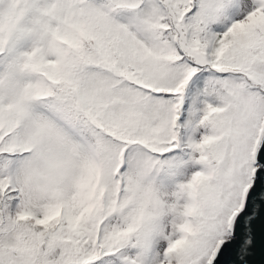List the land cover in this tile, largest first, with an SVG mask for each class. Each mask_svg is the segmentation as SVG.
Returning a JSON list of instances; mask_svg holds the SVG:
<instances>
[{"label": "snow or ice", "instance_id": "6c2138e0", "mask_svg": "<svg viewBox=\"0 0 264 264\" xmlns=\"http://www.w3.org/2000/svg\"><path fill=\"white\" fill-rule=\"evenodd\" d=\"M264 264V0H0V264Z\"/></svg>", "mask_w": 264, "mask_h": 264}, {"label": "water", "instance_id": "95a60500", "mask_svg": "<svg viewBox=\"0 0 264 264\" xmlns=\"http://www.w3.org/2000/svg\"><path fill=\"white\" fill-rule=\"evenodd\" d=\"M260 259L261 257H260L259 249H258L257 254L254 256V264H259Z\"/></svg>", "mask_w": 264, "mask_h": 264}]
</instances>
